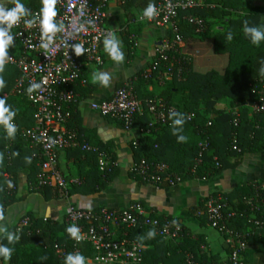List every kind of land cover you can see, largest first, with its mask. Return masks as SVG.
I'll use <instances>...</instances> for the list:
<instances>
[{
    "label": "built area",
    "instance_id": "built-area-1",
    "mask_svg": "<svg viewBox=\"0 0 264 264\" xmlns=\"http://www.w3.org/2000/svg\"><path fill=\"white\" fill-rule=\"evenodd\" d=\"M126 0H120L124 3ZM16 3V2H15ZM15 3L9 9L15 7ZM24 4L28 16L22 17L17 25L11 29L12 37L17 44L16 53H8L7 65L17 69L19 76L10 92L4 97L17 94L24 97L34 107L33 125L28 128L18 129L15 115L10 121L16 127V132L25 140L26 144L36 148L38 153V172L32 188L49 187L58 198L69 199L70 185H79L78 179H68L59 169L58 156L62 150H81L85 153L96 155L97 169L104 175L111 165V158L97 146H92L82 140V135L68 126L72 116L73 107L79 102V94L75 84L85 85L87 80L83 76L85 61L97 66H103L102 44L106 39L114 37L113 30L105 27L110 0H57L55 9L57 16L54 23L60 31L51 33L53 40L49 42L46 37H41L39 27L40 10L32 9ZM199 5L196 0H159L154 6L157 15L149 20L147 17L138 16L132 22H151L159 27H166L172 39L158 42L154 47V58L149 68L157 77L160 84L174 77L183 79L184 66L177 57L178 46L183 36L179 28V12ZM35 19V23L28 26L25 21ZM189 23L196 25L195 31L202 32L205 28L201 21L189 17ZM63 28H60V25ZM136 39V35H131ZM48 43L49 48L41 47ZM82 45L85 52L81 55L75 53V46ZM183 59V58H181ZM41 87L31 94L27 89L32 84ZM254 99L244 104L246 116H264V72L251 84ZM31 97V98H30ZM146 110L154 117V122L141 129V135L154 136L164 127H171L178 114L175 106L167 104L162 99L151 98L145 101ZM91 108L99 114L120 122L126 131H131L136 116L140 113L142 104L136 96L130 82L117 87L110 99L101 103H91ZM230 125L235 129L242 120L241 108L232 107L228 112ZM197 115L188 113L187 120L201 135L197 142L198 153L189 173L195 174L201 164L205 153L209 150V135L207 130L212 126L213 118L199 125L195 122ZM252 137V135H251ZM137 139L132 141L136 148ZM230 148L240 151L236 146V131L233 130ZM6 165L11 163V155L6 147ZM117 166V164L114 162ZM5 179L4 190L7 195L13 194L17 189L14 176L6 169L0 168ZM132 172L141 179L157 185L174 186L183 182V177L172 171L167 163L151 162L141 158L132 168ZM253 194L242 196L241 201L248 206L254 217H247L248 231L242 232L230 227L231 221L240 213L234 208L228 197L223 194L209 195L204 203V214L208 223L221 235L228 238L230 253L229 264H246L244 252L247 249V237L252 228H261L264 222L256 218L255 214H264V183L252 182ZM236 204V203H234ZM200 215L203 212H198ZM258 214V215H259ZM46 224H51L48 218H42ZM36 219L32 216H23L13 228L12 233L21 234L25 230L35 228ZM66 227L68 243L61 244L54 239L50 244H44L43 249H52L57 258H66L82 253V245L89 246L92 255L84 256L86 264H146L144 250L146 246L128 236L131 228H150L156 235L165 241L176 242L182 237L184 227L175 218H159L149 213L144 204L134 201L120 207H98L83 209L69 203L63 218ZM76 226L79 229L80 240L73 238L67 228ZM36 230V228H35ZM39 230H36V232ZM186 264H197L193 254L183 252ZM0 256V264H1Z\"/></svg>",
    "mask_w": 264,
    "mask_h": 264
},
{
    "label": "crops",
    "instance_id": "crops-1",
    "mask_svg": "<svg viewBox=\"0 0 264 264\" xmlns=\"http://www.w3.org/2000/svg\"><path fill=\"white\" fill-rule=\"evenodd\" d=\"M199 5H209L211 0H196ZM242 7L239 10L230 9V15L221 18H201L190 16L196 21H201L205 28L202 32H186L178 46L177 57L186 59L189 63L190 71L196 73L216 72L223 75L229 65V52L219 50L223 44L217 42L220 38L226 43H230L229 37L223 36L226 29L225 21L229 18H237L247 14L260 12L264 20V0H240ZM16 0H0V7L8 10ZM26 2V0H20ZM146 9L143 1H136L123 7L120 0H110L108 15L105 27L113 30L114 37L120 43L123 52L122 62L111 59L105 51L104 42L102 44V54L104 58L103 66H97L85 61L83 76L87 80L85 85L75 84V90L79 94V102L73 107L72 118L68 121L70 128L81 131L82 140L92 146L101 147L104 154L113 158L117 164V172L110 182H107L105 189L91 192L92 184L89 182L92 172H99L97 169L96 155H90L81 150H62L59 152V169L68 179H78L82 185H70L69 199L58 198L48 190L45 194L36 192L30 185L28 168H21L15 176L17 189L15 196L18 198L13 204L5 209L4 216L0 219V228L5 231L3 234L11 233L17 236L10 248L13 254L18 257L20 264H30L39 261L43 255L42 247L49 244L54 239L62 237L64 229L62 226L63 218L66 214L69 203L83 209L106 207H120L128 205L134 201L144 204L149 213L154 215L171 216L177 219L193 237L202 238V254L209 260L223 262L227 259L230 243L228 238L221 235L212 227L206 217H202L197 208L202 198H207L213 191L219 194L231 192L237 185L247 182L259 181L264 183V150L259 152H248L240 156H227V162L235 166H228L220 176L212 178H192L185 179L180 184L157 185L149 183L132 172L133 166L137 161V155L132 146V141H140L144 136L141 135L142 116L148 120V125L154 122V117L145 107V101L151 98H159L166 93L171 105L178 111L184 109L186 94L182 93L180 87H173L172 80H167L160 84L155 75L147 76L142 73L148 72L154 58V47L158 42L172 39L171 33L166 27H159L151 22H132L138 16H143ZM189 17L180 15L179 28H187L190 24ZM130 21V22H129ZM131 26L138 31L136 39L129 40L123 38V32ZM7 28V25H0ZM8 35L12 36L11 30ZM219 41V40H218ZM18 47L12 37L9 44L8 53H16ZM108 73L110 84L104 87L99 82L93 83V76L98 73ZM130 82L136 96L142 104L140 113L135 118V123L131 131L124 130L122 124L109 117L102 116L91 108V103H101L108 100L113 95L117 87ZM230 99L222 97L217 99L214 111L206 112L203 104L198 107V116L208 120L216 117V112H228L233 106ZM170 127L161 128L157 135L149 138L164 139L169 138ZM180 136L186 137L181 142L178 137L172 136L176 141L174 148L175 159L180 162L184 153L180 144H193L198 140L192 126L180 132ZM171 141V140H168ZM27 147L31 148L26 144ZM177 146V147H176ZM167 155L171 156V147L167 148ZM176 149V150H175ZM35 154L38 153L35 148ZM38 169V163L35 170ZM88 182V183H87ZM238 199L233 202L236 203ZM31 215L37 221V226L31 230H25V236L12 233L13 228L23 216ZM48 218L51 227L42 221ZM254 217L253 214L248 215ZM263 234H259L256 242L250 243L244 252L246 264H264V248L261 245ZM22 239V240H21ZM0 246L2 242L0 241ZM1 264H10V260L5 261L1 258Z\"/></svg>",
    "mask_w": 264,
    "mask_h": 264
},
{
    "label": "trees",
    "instance_id": "trees-1",
    "mask_svg": "<svg viewBox=\"0 0 264 264\" xmlns=\"http://www.w3.org/2000/svg\"><path fill=\"white\" fill-rule=\"evenodd\" d=\"M136 1H143L147 8L149 4L155 5L159 0H126L123 3V7L126 9L128 8V5ZM25 3L29 8L38 9L40 11L43 7L42 0H26ZM241 7L242 3L240 0H215L209 5H196L191 9L181 10L179 12V16L185 15L188 17L195 16L205 19H224L225 16L230 15V9L239 10ZM261 16L262 14L258 12L256 14L238 16L237 18L231 17L225 21L227 26L223 36L229 37L231 34V42L226 43L220 38L218 39V37L216 39L219 45L223 44L222 47H219V50H226L229 52V65L223 75L217 74L216 72H207L204 74L192 72L190 71L187 60L180 58L179 63L185 67L183 79L174 77L172 79V84L173 87H180L182 93H185L187 96L184 101L185 108L182 110L180 109L175 117V119L183 118L184 123L183 125H174L173 123L168 133L170 136L169 138L159 140L157 138H149L151 136H144L139 141L138 146L136 148L133 147L135 154L137 155V161L141 158H146L151 162L167 163L172 171L183 177V180L203 177L212 178L220 176L228 166L237 165L238 161L233 164H229L227 162V156L233 155L238 157L244 153L259 152L264 150V116L260 115L255 116L254 118H249L246 116V110L244 108V104L254 99L251 84L260 74L264 72V39H261L258 43H253L252 33H248L246 35L244 32L245 21H247L248 27H256L264 30V20ZM186 26L187 28L180 29L182 36L184 33L194 32L196 29V25L194 23H187ZM137 32L136 28L127 26L123 32V38L127 41L132 34H136ZM142 74L152 76L153 72L148 70V72H144ZM18 76L19 73L15 67L7 64L4 65L3 70L0 71V79L4 81L3 87H0V98L5 99L6 106H11L10 111L15 112V121L18 129H22L33 125L34 107L24 97L17 94H10L8 97L3 96L4 93L10 92ZM161 97L164 102L171 105L166 93L165 95L164 93L161 94ZM222 97L229 98V102L233 107L238 106L241 108V123L234 129L232 125H230V115L227 112L223 110L216 112L217 114L213 120L212 126L207 130L210 144L209 150L205 153L195 174L189 173V169L193 165L194 159L198 153L197 142L201 138V135H199L194 128L193 122L187 120V114L195 113L197 115L195 122L199 125H203L206 120L197 114L199 105L203 104L206 112H212L214 111V105L216 104L217 99ZM141 120L142 127L148 126V120L144 115ZM189 126H192L198 140L193 144L178 143V147L183 148L184 153L181 161L177 162L173 148L176 141L171 138L174 136L175 139V137L180 136V132L184 131ZM174 129L182 130L177 131L174 134ZM233 130L236 131V146L240 150L239 152L230 148ZM79 133L81 134L80 130ZM7 146L11 155V163L8 166L6 165L5 159ZM168 147H171V156H166ZM99 148L101 149V147ZM34 152L35 148L31 149L27 147L26 140L20 134L15 133L14 136L10 137L7 135L4 126L0 124V168H6L14 176V179L21 168H28L30 172V183L34 185L35 177L38 172V169L35 170V166L39 161ZM87 154L93 155L91 153ZM114 162V159L111 158V165L104 175L97 171L90 174L89 182L92 184L91 192H97L105 189L107 182H110L112 177L117 172V166ZM251 184L252 182H247L237 185L231 192L223 194L228 197L231 205L240 213L231 221L230 227L232 229L245 232L248 231V226H252L247 221V217L250 215L251 210L241 201L242 196H250L253 194ZM81 185L82 183L79 186ZM4 187L5 179L3 178L0 170V214H2V217L4 216L5 209L18 200L15 196V192L11 195H7ZM50 189L51 188L49 187L43 186L35 188L34 190L45 194ZM70 191L71 189L69 188V193ZM215 194L219 193L213 191L209 195ZM262 197L264 200V193ZM206 199L207 198H202L197 206L198 210L203 212L202 217H206L204 214V203ZM235 199H238L236 204L233 202ZM258 214H256V218L264 222V214ZM158 217L172 218L171 216L165 215H158ZM46 225L51 227L50 224ZM35 226H37V221ZM62 226L64 233L62 237L57 238L56 240L61 244H67L66 227L63 223ZM149 232L154 231L150 228L139 227L128 230V236L130 238L146 246L143 259L146 264H186L183 255L184 251L191 252L197 264H229L228 255L230 253V248L227 259L223 262L209 260L202 254V238L200 236L194 238L186 228H184L182 237L176 242L165 241L156 234L153 237H149ZM260 233L263 234L262 241H264V226L261 228H252V230L249 231V236L247 237L248 245L256 242V238ZM20 235L25 236L26 233L23 231ZM0 241L2 242V246L9 248L14 242L9 243L6 234L0 236ZM261 245L264 248V242H261ZM10 249H12V255L9 259L10 264H20L18 257L13 254V248ZM42 251L43 255L41 259L30 264H65L66 258H57L52 249H43L42 247ZM81 255L91 256L92 251L90 247L82 245Z\"/></svg>",
    "mask_w": 264,
    "mask_h": 264
},
{
    "label": "clouds",
    "instance_id": "clouds-1",
    "mask_svg": "<svg viewBox=\"0 0 264 264\" xmlns=\"http://www.w3.org/2000/svg\"><path fill=\"white\" fill-rule=\"evenodd\" d=\"M57 0H42L43 7L39 16V27L41 29V37H46L49 42L53 40V36L49 35L51 33H56L60 31L57 28L56 24L53 22L54 18L57 16V11L55 9ZM29 13L26 12L25 6L20 0H16L15 7L5 10L3 7H0V25H7V28L0 27V71L3 70V67L6 63L8 57L9 44L12 41V36L8 35V31L12 29L14 25H17L19 20L22 17L28 16ZM157 15V10L154 5L149 4V6L144 10L143 16L147 17L149 20L153 19L154 16ZM35 19L26 20L25 23L28 26H31L35 23ZM60 28H63V25H60ZM244 32L247 35L248 33H252L253 43H258L261 39H264V30H261L256 27H248L247 21H245ZM231 34L229 35V40H231ZM105 51L109 54L112 60L116 62H122L124 59L123 52L120 49L119 41L113 37L111 39H106L104 41ZM41 47L47 49L49 48V44L45 43ZM75 53L77 55H81L85 52V49L82 45L75 46ZM99 82L104 87H108L110 84V76L108 73L98 72L93 76V83ZM4 81L0 79V87H3ZM41 87L40 84H32L28 89V93L34 92L36 89ZM31 98V97H30ZM11 106H6V101L4 98H0V124L4 126L6 129L8 136H14L16 132V127L10 121L12 120L15 112L10 111ZM183 118H177L174 120V125H183ZM182 129H174V134L177 131ZM186 139L184 136H178V140L183 142ZM0 218H2V214H0ZM5 231V229L0 228V232ZM67 232L77 240L81 239L79 235V229L76 226H70L67 228ZM155 235L154 232H149L148 236L153 237ZM7 239L9 243H12L14 240H17L18 237L14 236L11 233L7 234ZM12 255V249L5 246H0V256L3 257L5 261L9 260ZM65 264H86L85 257L81 254H77L73 256L72 254H68L65 259Z\"/></svg>",
    "mask_w": 264,
    "mask_h": 264
},
{
    "label": "rangeland",
    "instance_id": "rangeland-1",
    "mask_svg": "<svg viewBox=\"0 0 264 264\" xmlns=\"http://www.w3.org/2000/svg\"><path fill=\"white\" fill-rule=\"evenodd\" d=\"M210 1V0H209ZM213 1H215V0H211V2H213ZM256 215V214H255Z\"/></svg>",
    "mask_w": 264,
    "mask_h": 264
}]
</instances>
